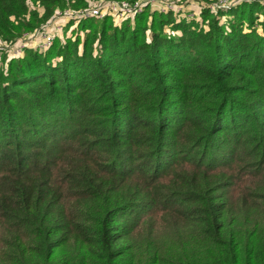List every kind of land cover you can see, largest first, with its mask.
Masks as SVG:
<instances>
[{"label":"trees","instance_id":"obj_1","mask_svg":"<svg viewBox=\"0 0 264 264\" xmlns=\"http://www.w3.org/2000/svg\"><path fill=\"white\" fill-rule=\"evenodd\" d=\"M90 1L0 0V39ZM183 1L0 67V264H264V3Z\"/></svg>","mask_w":264,"mask_h":264},{"label":"built area","instance_id":"obj_2","mask_svg":"<svg viewBox=\"0 0 264 264\" xmlns=\"http://www.w3.org/2000/svg\"><path fill=\"white\" fill-rule=\"evenodd\" d=\"M176 1L177 0H123L117 2L111 1L109 3L101 1L94 7L91 6L92 2L90 1L89 6L84 9L57 10L53 18L46 23L45 27L36 30L34 33L27 35L25 39H22L18 43H15L14 48L16 49V51L12 49L8 54V58L9 60L20 58L24 55L26 49L46 52L53 46L55 39L64 32L65 26L70 23L72 24L71 28L75 29L82 21L93 18L103 19L104 17L109 16L112 17L113 20L119 25L127 20L133 21L137 16L145 12L147 7H153L157 11H161L166 14L171 13L177 17H180V9ZM222 2L225 4L224 6H231L235 4L228 3L227 1ZM218 9L221 8L218 7ZM190 18L192 20L196 17H193L192 15L190 16Z\"/></svg>","mask_w":264,"mask_h":264},{"label":"rangeland","instance_id":"obj_3","mask_svg":"<svg viewBox=\"0 0 264 264\" xmlns=\"http://www.w3.org/2000/svg\"><path fill=\"white\" fill-rule=\"evenodd\" d=\"M101 1H105V3L111 2L109 0L91 1L92 2L91 6L94 7L96 4H98ZM210 1L213 4L212 5L213 6V11L216 10L215 8H218V7H220L223 11H229V10H231L230 8H232L233 6H237L240 3L245 2L247 0H210ZM222 1H224V2L227 1L228 3H231V4L235 3V4L231 5V6L230 5L229 6H224L225 4ZM257 1H261L262 3H264V0H257ZM112 2H117V1H112ZM176 2H177V5H178V7L180 9V13H179L180 17H178V19L189 18V20H191L190 16L193 15V17H196V18L192 19V20H196V21H201L202 20V17H201V12L203 10L202 4L196 3V2H184L183 0H177ZM247 2H249V1H247ZM30 9H31V11H38L39 15L41 16V14H42V9L41 8L36 7L34 4H30ZM68 9H70V8H68ZM146 10H147L148 14H158V15L159 14H166V13H163L161 11H157L153 7H147ZM212 13L216 16L215 11L212 12ZM149 18H151V17H149ZM62 20H64V19H62ZM226 21H227L226 18L222 19V23H225ZM26 23H29V24L32 23L33 24V22H31L29 18L26 19ZM114 24L118 25L115 21H114ZM82 25H83V23L81 25H79L75 29H72L71 28L72 26L70 27V24L66 25L65 28H64V32L61 33L60 36H59V41H64L68 37L69 38H71V37L75 38V36H77V34L81 35V38L84 37L86 33L82 29ZM119 25H121V24H119ZM45 26L46 25H38V24L34 23L33 27L31 29H29L30 31H28V30L23 31V33L20 36V38L17 39L15 42H9L8 43V42L3 41L2 39H0V67L7 68L8 62H9L8 54L10 53V51L12 49L16 51V49L14 48L15 43H18L22 39H25V37L27 35L32 34L36 30L41 29V28H43Z\"/></svg>","mask_w":264,"mask_h":264}]
</instances>
